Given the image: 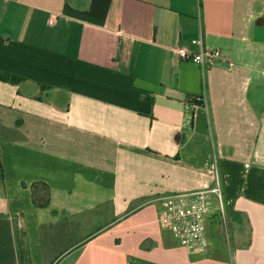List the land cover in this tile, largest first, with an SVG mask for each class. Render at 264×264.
Wrapping results in <instances>:
<instances>
[{
  "label": "crops",
  "instance_id": "obj_1",
  "mask_svg": "<svg viewBox=\"0 0 264 264\" xmlns=\"http://www.w3.org/2000/svg\"><path fill=\"white\" fill-rule=\"evenodd\" d=\"M0 72V264H264V0H0ZM217 175L190 252L160 201Z\"/></svg>",
  "mask_w": 264,
  "mask_h": 264
},
{
  "label": "built area",
  "instance_id": "obj_2",
  "mask_svg": "<svg viewBox=\"0 0 264 264\" xmlns=\"http://www.w3.org/2000/svg\"><path fill=\"white\" fill-rule=\"evenodd\" d=\"M192 43L200 45L199 55H192L183 47L178 48L177 54L182 60L198 64L203 71L209 70L222 56L219 50L205 49L201 39L193 40ZM204 104L203 97L192 96L185 107L194 109ZM160 204L158 220L161 227L190 252L204 251L208 220L214 217L216 211L225 215L223 187L218 175L213 186L163 197Z\"/></svg>",
  "mask_w": 264,
  "mask_h": 264
},
{
  "label": "rangeland",
  "instance_id": "obj_3",
  "mask_svg": "<svg viewBox=\"0 0 264 264\" xmlns=\"http://www.w3.org/2000/svg\"><path fill=\"white\" fill-rule=\"evenodd\" d=\"M256 84L255 82L252 84ZM264 85V84H263ZM254 87L251 88V92ZM225 203V202H224ZM206 235L211 237L213 240L224 241V239L229 241L230 239V226H229V214L225 207V215H221L218 211L215 212L213 218H210L207 222Z\"/></svg>",
  "mask_w": 264,
  "mask_h": 264
},
{
  "label": "trees",
  "instance_id": "obj_4",
  "mask_svg": "<svg viewBox=\"0 0 264 264\" xmlns=\"http://www.w3.org/2000/svg\"><path fill=\"white\" fill-rule=\"evenodd\" d=\"M0 80L5 81L10 84L18 85L20 84L24 79L15 75H11L8 73L0 72ZM36 186V185H35ZM34 186V187H35ZM38 186V185H37ZM33 203L37 207H47L49 204V197L48 194H43L42 197L38 195V193H34L33 195ZM19 251L21 255V261H25V250L22 246V243L19 242Z\"/></svg>",
  "mask_w": 264,
  "mask_h": 264
}]
</instances>
